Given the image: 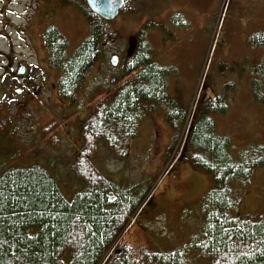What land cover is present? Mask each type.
<instances>
[{
    "label": "rangeland",
    "instance_id": "rangeland-1",
    "mask_svg": "<svg viewBox=\"0 0 264 264\" xmlns=\"http://www.w3.org/2000/svg\"><path fill=\"white\" fill-rule=\"evenodd\" d=\"M85 8V0H0V120H7L0 129V165L50 161L65 191L74 192L69 165L83 147L78 125L103 91H114L125 79L119 65L127 45L148 23L143 42L157 62L172 69L164 94L186 118L172 133L165 122L167 104L150 102L126 147L115 145L117 151L107 154L98 145L92 159L116 188L133 187L137 197L147 200L129 217L121 242L136 251L186 246L202 229L198 202L211 186L182 145L200 98L224 96L228 111L214 122L216 133L229 138L233 154L264 145V106L251 94V82L261 77L255 68L264 58V0H124L117 17L103 24L105 58L92 67L69 104L61 96L60 74L50 64L44 39L55 32L72 54L89 35ZM251 8L260 10L259 16H247ZM254 36L259 43L251 42ZM112 55L119 58L117 66L109 63ZM20 64L27 74L17 78ZM45 131L53 137L58 132L60 144L52 145ZM230 188L241 215H264V169Z\"/></svg>",
    "mask_w": 264,
    "mask_h": 264
},
{
    "label": "trees",
    "instance_id": "trees-1",
    "mask_svg": "<svg viewBox=\"0 0 264 264\" xmlns=\"http://www.w3.org/2000/svg\"><path fill=\"white\" fill-rule=\"evenodd\" d=\"M82 14L89 35L72 54L67 55L64 39L55 32H47L44 39L50 64L60 74L61 96L69 104L92 67L105 58L106 21L88 8ZM145 27L136 33L135 48L119 65L125 79L114 91H103L78 125L83 147L69 165L74 192L65 191L50 161L0 165V264H264V215L242 216L240 201L230 193L231 185L247 182L257 169H264V145L232 153L229 138L216 133L214 122L228 111L223 95L200 98L182 144L187 159L211 180L198 202L201 231L186 246L167 252L156 246L136 251L119 240L145 195L137 197L133 187L118 189L100 173L92 159L97 146L107 154L115 145L126 147L150 102L167 104L165 120L172 133L186 118L177 102L164 94L172 69L157 62L149 43L143 42ZM251 42L259 43L256 36ZM255 73L261 77L251 82L252 99L264 106V58ZM4 121L0 120V129L6 126ZM45 135L52 145L60 144L58 132ZM109 193H114L113 201ZM142 211L146 213V206Z\"/></svg>",
    "mask_w": 264,
    "mask_h": 264
},
{
    "label": "water",
    "instance_id": "water-1",
    "mask_svg": "<svg viewBox=\"0 0 264 264\" xmlns=\"http://www.w3.org/2000/svg\"><path fill=\"white\" fill-rule=\"evenodd\" d=\"M124 0H86L87 7L92 13L104 20H113L118 14L119 9L123 6ZM118 57L113 55L110 58L112 66H116ZM25 73V67L20 65L17 68L16 75H23ZM15 92H20V89H15ZM109 201L114 200L112 193L108 194Z\"/></svg>",
    "mask_w": 264,
    "mask_h": 264
},
{
    "label": "crops",
    "instance_id": "crops-1",
    "mask_svg": "<svg viewBox=\"0 0 264 264\" xmlns=\"http://www.w3.org/2000/svg\"><path fill=\"white\" fill-rule=\"evenodd\" d=\"M245 6H247V3L245 2V3H243ZM256 14H258V16H259V14H260V10H258V11H254L252 8L250 9V11L249 12H246V15L247 16H252V17H255V15Z\"/></svg>",
    "mask_w": 264,
    "mask_h": 264
},
{
    "label": "flooded vegetation",
    "instance_id": "flooded-vegetation-1",
    "mask_svg": "<svg viewBox=\"0 0 264 264\" xmlns=\"http://www.w3.org/2000/svg\"><path fill=\"white\" fill-rule=\"evenodd\" d=\"M24 65V64H23ZM25 66V65H24ZM27 74V67H26V72L23 74V75H21V76H24V75H26ZM19 77V76H18ZM17 77V78H18ZM25 78V77H24ZM105 95V93L102 95V96H104Z\"/></svg>",
    "mask_w": 264,
    "mask_h": 264
},
{
    "label": "bare ground",
    "instance_id": "bare-ground-1",
    "mask_svg": "<svg viewBox=\"0 0 264 264\" xmlns=\"http://www.w3.org/2000/svg\"><path fill=\"white\" fill-rule=\"evenodd\" d=\"M143 207V206H142ZM124 233V232H123Z\"/></svg>",
    "mask_w": 264,
    "mask_h": 264
}]
</instances>
